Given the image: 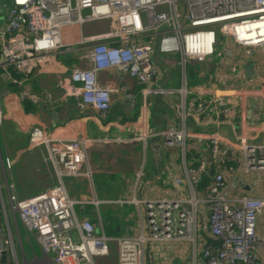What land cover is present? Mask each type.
<instances>
[{
  "label": "built area",
  "instance_id": "1",
  "mask_svg": "<svg viewBox=\"0 0 264 264\" xmlns=\"http://www.w3.org/2000/svg\"><path fill=\"white\" fill-rule=\"evenodd\" d=\"M95 21H107L109 28L85 33L84 25ZM73 28L76 38L66 42L64 34ZM220 37L261 50L263 84L247 94L264 97V0H10L6 13L0 15V73L23 87L26 78L18 79L14 73L31 76L54 54L79 49L89 65L74 67L69 77L59 79L58 87L64 96L77 97L81 109L92 107L105 114L111 107L112 94L125 92V74L146 85L142 97L147 104L151 95L167 96L176 91L161 84L165 65L173 63L185 70L188 60L213 57ZM111 69L116 70L120 83H100L99 73ZM178 91L187 94L188 85L185 83ZM20 96L22 100L39 98L28 90ZM196 106L198 112L210 110L217 116L232 109L221 98L200 100ZM2 119L0 99V122ZM150 136H160L168 146L186 149L184 127L163 128L152 131ZM29 140L44 148L43 161L54 168L60 182L26 198L16 195L14 185H6L12 208L26 231L36 236L44 257L52 264H96L97 258L109 254L112 241L118 249V264H146L150 244L166 246L175 242H187L193 247V259L188 264H264V141L249 142L243 126L238 143L244 153V174L262 178V196L230 198L227 167L222 165L227 149L215 133L207 137L206 144L220 168L210 180L208 196L193 193L187 198L136 199V204L145 206V224L138 235L119 238L107 236L88 218L79 217L75 206L84 201L70 196L62 182L64 176L91 177L87 150L94 139H56L34 125ZM11 167L12 160L8 158L5 168ZM207 172L203 160L198 169L187 171L191 190L201 173ZM184 181L180 177L174 180L176 184ZM2 189L0 181L3 201ZM201 205L209 211L204 229L218 243L207 244L199 255L195 245ZM4 251L16 257L8 225L0 227V257Z\"/></svg>",
  "mask_w": 264,
  "mask_h": 264
},
{
  "label": "crops",
  "instance_id": "2",
  "mask_svg": "<svg viewBox=\"0 0 264 264\" xmlns=\"http://www.w3.org/2000/svg\"><path fill=\"white\" fill-rule=\"evenodd\" d=\"M9 1L6 0L0 11L1 17L6 13ZM104 27L107 30L109 23ZM91 28L87 26L86 32ZM75 38L74 28L67 29L64 40L69 42ZM80 52L75 49L72 53L54 54L18 90L9 87L10 81L0 73L3 111L0 181L3 184L5 225H8L16 250V257L8 256V264H20V259L22 264H52L44 257L36 236L26 231L17 211L12 208L6 185V182L14 185L16 195L26 198L60 182L54 168L43 161L44 148L32 145L29 140L34 125L41 126L56 139H94L87 150L91 177L64 176L62 182L70 196L84 201L75 206L78 216L88 218L99 231L104 230L111 238L140 233L145 224L146 209L143 204H136V199L187 198L193 193L208 196V190H197L195 185L191 190L186 178L187 171L198 169L202 160L207 164V171L213 170V175L218 172L220 167L213 162L206 144L207 137L215 133L220 135L221 145L227 149L226 161L222 165L227 167L225 179L230 198L263 195L262 178L253 179L244 174V153L238 143L242 126L249 142L264 141V97L247 94L250 90L260 89L263 84L261 50L241 46L230 37L224 38L223 43L218 42L213 57L203 61L188 60L185 70L179 66L171 67L161 84L176 91L173 95L168 94L169 97L151 95L147 104L142 97L146 85L125 74L122 83L126 90L112 94L111 107L105 114L92 107L81 109L77 97L64 96L58 87L59 79L69 77L74 67L89 65L81 58ZM116 75L115 69L104 70L98 79L103 84L113 82L118 85ZM185 83L189 92L182 94L178 90ZM23 90L39 97L30 100L35 106L32 111L25 110L20 96ZM212 98L224 99L232 109L222 116L210 110L203 113L196 110L197 102ZM172 126L184 127L187 131L185 151L168 146L160 136H150L152 131ZM8 158L12 160V167L6 170ZM179 177L185 181L176 184L174 180ZM95 200L99 203L95 204ZM208 214L207 206L201 205L198 224L202 231L200 233L198 229L195 245L199 255L200 250L212 241L204 229L208 226ZM111 244H115L112 254L118 264L116 243L112 241L110 247ZM193 253V247L187 242L166 246L150 244L146 250V264H188ZM106 257L97 258L96 264L104 263Z\"/></svg>",
  "mask_w": 264,
  "mask_h": 264
},
{
  "label": "trees",
  "instance_id": "3",
  "mask_svg": "<svg viewBox=\"0 0 264 264\" xmlns=\"http://www.w3.org/2000/svg\"><path fill=\"white\" fill-rule=\"evenodd\" d=\"M13 76L18 78V79L26 78V80H28V78L30 77V76L23 77L22 75L16 74V73H14ZM9 87L16 88L17 90L22 88V87L18 86L17 84H15V83H13L11 81L9 82ZM23 104H24L25 110L27 112L32 111V110L35 109L34 104L30 100H24ZM211 176H213V170L208 171L206 174L205 173L201 174L200 177H199V181L195 184V188L197 190H201V191H206L207 192L208 185H209L210 180H211ZM0 227H2V228L5 227L4 205H3V201H2V196H0ZM211 240H212L211 243L212 242L218 243L216 241V239H214V238H211Z\"/></svg>",
  "mask_w": 264,
  "mask_h": 264
},
{
  "label": "rangeland",
  "instance_id": "4",
  "mask_svg": "<svg viewBox=\"0 0 264 264\" xmlns=\"http://www.w3.org/2000/svg\"><path fill=\"white\" fill-rule=\"evenodd\" d=\"M7 2H8V0H7ZM5 3H6V0H0V11L3 9V6L5 5ZM105 24H107V21H95L93 23H88V24L84 25V31H85V33H93V32L103 31L105 29V27H104ZM87 26L92 27L91 28V31H89V32L87 31L86 32V29L85 28ZM77 33H79L78 30H77ZM223 40H224L223 37H220L219 38V42H222L223 43ZM173 66H176V65L173 64V63H169L168 65H166L165 66L166 72H168L170 70V68L173 67ZM171 95H173V94H171ZM171 95H169V96H171ZM169 96H167V97H169ZM75 198H77V197H75ZM201 231H202V226L200 225L199 226V232L201 233ZM22 234H23V239H24L25 232L23 231ZM16 242H17V239H16ZM114 246H115V244H111L110 252H109V254L106 257L105 262L102 263V264H115V261L113 259V254H112L113 251H114V249H115ZM153 246H155V245H153ZM24 247H25L26 251L29 250V247L26 244L24 245ZM37 251H38V255H40L39 254L40 251L38 249H37ZM20 264H22V260L21 259H20ZM98 264H101V262H98Z\"/></svg>",
  "mask_w": 264,
  "mask_h": 264
},
{
  "label": "water",
  "instance_id": "5",
  "mask_svg": "<svg viewBox=\"0 0 264 264\" xmlns=\"http://www.w3.org/2000/svg\"><path fill=\"white\" fill-rule=\"evenodd\" d=\"M0 262L1 264H8V253L7 251H4L1 255V258H0Z\"/></svg>",
  "mask_w": 264,
  "mask_h": 264
}]
</instances>
